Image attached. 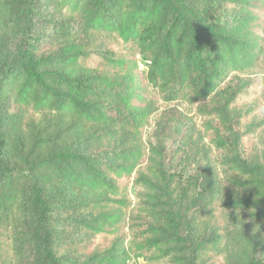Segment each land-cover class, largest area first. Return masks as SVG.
<instances>
[{
	"label": "trees",
	"instance_id": "16d2710c",
	"mask_svg": "<svg viewBox=\"0 0 264 264\" xmlns=\"http://www.w3.org/2000/svg\"><path fill=\"white\" fill-rule=\"evenodd\" d=\"M259 69L264 0H0V264H264Z\"/></svg>",
	"mask_w": 264,
	"mask_h": 264
},
{
	"label": "rangeland",
	"instance_id": "374dc122",
	"mask_svg": "<svg viewBox=\"0 0 264 264\" xmlns=\"http://www.w3.org/2000/svg\"><path fill=\"white\" fill-rule=\"evenodd\" d=\"M251 77H254L256 80H258V82L262 83L264 81V72L259 69V70L255 71L254 73H252ZM158 103L160 104L159 112H158L157 116L152 118L151 125L146 128L145 133H144L143 138H144V142L146 145H148L149 141H152V136H154V132L156 130L155 122L158 120L160 113L167 110V109H171V113L174 115V118H176L177 120H180V119H182V117L187 115V116H195V118L194 117L193 118H194V120H196L198 122L202 121L201 117L197 116V104L171 103V104H163L162 105L160 100L158 101ZM257 106H258V109L256 110V113L258 115L264 116V100L260 99L259 104ZM172 121H174V120H172ZM178 123H179V125H177V126L173 122H171L169 125H167L166 131L169 132V135H168L169 137L174 135L175 126H176V129L179 128L180 126H183V124H180V122H178ZM170 143L171 142L169 140H167L166 146L168 147V149L170 147ZM135 190H136V188H134L133 186H130L129 195H130L131 206H133L134 203L136 202L135 195H134ZM131 264H144V263L141 259H138V260L132 259Z\"/></svg>",
	"mask_w": 264,
	"mask_h": 264
},
{
	"label": "clouds",
	"instance_id": "9594fccd",
	"mask_svg": "<svg viewBox=\"0 0 264 264\" xmlns=\"http://www.w3.org/2000/svg\"><path fill=\"white\" fill-rule=\"evenodd\" d=\"M259 230V225H257L256 227H255V231H258Z\"/></svg>",
	"mask_w": 264,
	"mask_h": 264
}]
</instances>
